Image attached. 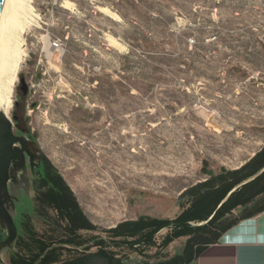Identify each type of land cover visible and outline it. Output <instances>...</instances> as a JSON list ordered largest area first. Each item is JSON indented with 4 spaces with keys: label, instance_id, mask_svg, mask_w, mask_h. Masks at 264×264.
I'll list each match as a JSON object with an SVG mask.
<instances>
[{
    "label": "rangeland",
    "instance_id": "rangeland-1",
    "mask_svg": "<svg viewBox=\"0 0 264 264\" xmlns=\"http://www.w3.org/2000/svg\"><path fill=\"white\" fill-rule=\"evenodd\" d=\"M24 8L6 116L14 133L34 140L116 261L180 254L188 238L165 245L173 227L135 247L109 232L177 218L188 189L263 150L264 0H24ZM31 179L20 180L29 202ZM4 231L0 220V242ZM16 251L1 250L0 264Z\"/></svg>",
    "mask_w": 264,
    "mask_h": 264
},
{
    "label": "trees",
    "instance_id": "trees-1",
    "mask_svg": "<svg viewBox=\"0 0 264 264\" xmlns=\"http://www.w3.org/2000/svg\"><path fill=\"white\" fill-rule=\"evenodd\" d=\"M42 156L44 167L34 179V197L19 209L17 251L12 264H122L107 252L97 227L82 209L76 195ZM181 214L173 220L141 218L109 233L111 238H134L128 246H140L161 230L173 227L168 247L179 237L188 238L180 254L160 264H193L208 247L242 221L264 213V148L235 171L221 169L182 196ZM192 223L202 224L192 227ZM93 234L83 237L81 232ZM136 238V239H135ZM96 249L95 252L92 250ZM139 264H149L142 262Z\"/></svg>",
    "mask_w": 264,
    "mask_h": 264
},
{
    "label": "water",
    "instance_id": "water-1",
    "mask_svg": "<svg viewBox=\"0 0 264 264\" xmlns=\"http://www.w3.org/2000/svg\"><path fill=\"white\" fill-rule=\"evenodd\" d=\"M5 1L0 0V22ZM14 120L16 121V119ZM17 144H21L22 148H16ZM26 155L33 161L34 156L26 149L25 141L14 133L13 124L3 113H0V220L5 230V238L0 242V251L11 247L18 239L19 231L16 222L19 208L13 209L8 206V203L14 202V198L20 200L25 196L27 197L28 192L22 188V182L16 180L18 176H16L17 178L11 177L10 167L16 161L19 164L24 163ZM17 169L18 171L24 170L22 179H25L28 174L25 168L19 165ZM12 179L11 189H9Z\"/></svg>",
    "mask_w": 264,
    "mask_h": 264
},
{
    "label": "crops",
    "instance_id": "crops-1",
    "mask_svg": "<svg viewBox=\"0 0 264 264\" xmlns=\"http://www.w3.org/2000/svg\"><path fill=\"white\" fill-rule=\"evenodd\" d=\"M193 264H264V213L237 224Z\"/></svg>",
    "mask_w": 264,
    "mask_h": 264
},
{
    "label": "bare ground",
    "instance_id": "bare-ground-1",
    "mask_svg": "<svg viewBox=\"0 0 264 264\" xmlns=\"http://www.w3.org/2000/svg\"><path fill=\"white\" fill-rule=\"evenodd\" d=\"M23 8L24 0H6L0 22V111L7 117L12 109L13 86L20 63L13 40L21 27Z\"/></svg>",
    "mask_w": 264,
    "mask_h": 264
},
{
    "label": "flooded vegetation",
    "instance_id": "flooded-vegetation-1",
    "mask_svg": "<svg viewBox=\"0 0 264 264\" xmlns=\"http://www.w3.org/2000/svg\"><path fill=\"white\" fill-rule=\"evenodd\" d=\"M18 137L22 138L25 141V147L27 150H29L34 158L33 161L30 160V157H28L27 155L25 156L24 159V163L19 164L18 161L14 162L11 167H10V175L11 177H16L18 176V178L16 179L17 181H20L22 178V175L24 174V170L18 171V166L21 165L22 168H25V170L30 173L31 176V184H32V189L34 192V186H33V182L34 179L36 178L37 173L44 167V162L42 159V156L40 155V153H38V151L35 150L34 148V140L31 139V137H29L28 133H26L24 130L22 129H18V132L16 134ZM16 148L21 149L22 145L21 144H17ZM18 171V172H17ZM13 182V179L10 181L9 184V189H11V184ZM22 201V204H20ZM15 202V203H14ZM14 202H9L8 206H13L15 208H21V207H25L26 205H28V203H30L27 198H23V199H15ZM19 204V205H18ZM6 249V248H5Z\"/></svg>",
    "mask_w": 264,
    "mask_h": 264
},
{
    "label": "built area",
    "instance_id": "built-area-1",
    "mask_svg": "<svg viewBox=\"0 0 264 264\" xmlns=\"http://www.w3.org/2000/svg\"><path fill=\"white\" fill-rule=\"evenodd\" d=\"M54 47H58L59 45L57 44V43H54V45H53Z\"/></svg>",
    "mask_w": 264,
    "mask_h": 264
}]
</instances>
